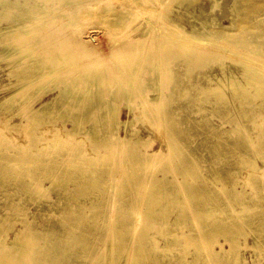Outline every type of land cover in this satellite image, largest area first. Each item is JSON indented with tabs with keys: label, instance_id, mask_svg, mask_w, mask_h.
I'll list each match as a JSON object with an SVG mask.
<instances>
[{
	"label": "rangeland",
	"instance_id": "374dc122",
	"mask_svg": "<svg viewBox=\"0 0 264 264\" xmlns=\"http://www.w3.org/2000/svg\"><path fill=\"white\" fill-rule=\"evenodd\" d=\"M112 1L113 16L90 10L102 3L99 0L80 1L91 12L81 13L75 33L89 48L76 52L79 59L67 66L100 55L106 66L118 71L116 84L105 86L104 94H118L120 119H131L132 126H101L102 137L96 140L80 129L66 131L72 121L63 125L57 118L44 125L42 141L34 143L33 121L19 114L30 109L21 96L10 107L0 104V215L28 214L42 230L55 223L54 234L67 232L64 237L72 248L68 258L75 264H264V109L254 107L256 111L240 118L234 106L239 102L231 98L221 112L211 94L199 96L192 85L205 73L221 77L222 66L237 72V58L249 53V47L264 49L263 43L248 41L249 47L231 45L236 51H227L226 40L195 33L193 25L200 27V21L215 17L221 37L246 33L264 40V0H240L239 12L232 0L216 5L215 0H133L127 7L122 0ZM147 17L171 35H178L174 25L181 26L191 34V43L213 53L190 62L191 79L184 53L173 45L161 50L160 68L159 57L153 55L156 70L143 60L133 66L120 58L115 47L137 38V26ZM218 44L221 51L215 52ZM158 46L154 41L152 52L157 55ZM145 47L138 46L142 56L147 55ZM6 63L0 57V102L15 91V86L3 85L10 82ZM133 70L140 79L118 90L117 81ZM176 80L185 84L187 95L174 93ZM131 128L148 143L141 151L153 153L151 159L143 157L142 165L123 138ZM244 154L252 165L238 164ZM213 174H224L220 177L226 187ZM61 175L69 179H56ZM155 178L160 180L150 185ZM139 184L144 193L137 190ZM147 197H154L155 204L144 202ZM163 208L168 218L164 211L156 212ZM9 235L14 236V230ZM40 238L32 241L43 242ZM142 247L155 261L142 254ZM133 254L143 258L134 259Z\"/></svg>",
	"mask_w": 264,
	"mask_h": 264
},
{
	"label": "bare ground",
	"instance_id": "6f19581e",
	"mask_svg": "<svg viewBox=\"0 0 264 264\" xmlns=\"http://www.w3.org/2000/svg\"><path fill=\"white\" fill-rule=\"evenodd\" d=\"M80 1L0 0V57H2V60L7 61L4 67L5 70L9 67L7 74L10 77L9 84L3 85L15 86V91L4 98L0 104L10 107L13 104V99L17 95L21 96L22 102L27 104L30 109H27V113L23 109L19 114H25L33 121L34 143L42 141L44 135L41 132L46 130L44 125L57 118H62L63 125L68 121H72V128L66 131L71 132L80 129L96 140L102 137L101 126L107 127L112 124V127L120 125L125 126L127 129L129 125L132 126L131 119H120V108L117 101L118 94L115 92L112 96H105L104 94L105 86L111 87L116 84V80H113V78L117 77L118 71L116 72L106 66L102 62L100 55H97L98 58L92 61L67 66L69 62L79 59L78 56L75 57L76 52L86 53L89 48L87 45L88 41L75 33V23L81 18V13L87 15L91 11L97 12L98 9H102L103 14L114 15L111 10L114 8L112 0H99L102 3L100 2L101 4L95 6L92 5L91 11L86 9V5ZM122 1L123 7L135 3L133 0ZM143 1L150 2V0ZM215 1L214 5L219 0ZM232 3L235 11L239 12L242 10L240 0H232ZM150 14L153 15L154 13L151 12ZM216 20L215 17L203 19L199 23L201 24L200 27H198V24L193 25L194 32L208 35L207 37L216 36L218 39L226 40L228 43L223 48L227 51H236L232 47L233 45L249 47L247 45L248 41L264 44V40L255 39L254 34L248 35L245 33V35L221 37L217 33L220 27ZM174 27L178 35L164 32L157 28L151 19L148 17L144 18L137 26L139 28V36L132 39L128 44L125 43V46L123 44L122 46L118 45L120 47H115V50L120 58L128 59L133 66L143 60L150 70H156L157 67L152 61L153 55L154 57H159L158 67L160 68V62H162L161 50L165 45H173L184 53L188 79H191L189 75L190 62L205 56L210 49L205 46H197V43H191L193 38L190 33L183 31L181 26L174 25ZM156 30H159L160 37H155L154 31ZM195 39L200 40L199 38ZM206 39L203 38V40ZM154 41L159 44V55H157V51L156 53L152 52ZM140 45L147 47H145L147 55H141L143 48L139 50L138 46ZM220 46L218 44L219 50H215V52L221 51ZM249 49L250 52L243 55V57L238 56L237 61L240 64V68L237 72L229 70L228 66L226 68L222 66L221 77L217 74L205 73L200 78L198 77L197 83H192L193 88L196 87L198 89L199 96L211 94L220 103L221 112L232 103L231 98L237 99L239 103L234 106L236 111L240 110L237 113L240 118L248 117L251 111H256L254 107L264 109V59L259 60V58L264 57V49L252 47H249ZM144 52L143 54H145ZM211 54L213 53L211 52ZM137 75L133 70L131 76L129 75L121 81L119 79L117 81L118 90L132 86L134 80L140 79ZM181 82L179 80L175 81L174 93L184 96L188 94L187 88ZM46 84L48 86L44 87ZM54 91L56 93L52 99L42 101L45 96ZM157 99L156 97L150 98V101ZM198 99H201V97ZM247 103L250 106H246ZM65 111L70 112V114H65ZM167 113L171 112L167 111ZM123 138L129 144L128 152L141 165L143 157L147 156L148 159H151L153 153L145 154L141 151V147L147 146L148 143L146 141L142 142L141 138H138L137 129L131 128L130 135ZM248 144L251 148H256L254 142L248 141ZM260 147L264 148V140H262ZM243 163L252 165L254 161L244 154L238 161L240 165ZM213 175L217 180L222 181L223 187H226V182L220 177L224 174ZM56 179L64 181V179L69 178L61 175L56 177ZM159 180V178L151 180L153 182L150 185H156L155 183ZM137 186V190L141 189L143 191L142 185L139 184ZM147 190L149 192V188ZM148 192L146 191V193ZM155 201L154 197H147L144 202L152 205L155 204ZM166 210L163 208L156 212L164 211L167 216ZM18 223L19 225L15 227ZM41 225L36 223L34 219L28 218V214L21 218L13 217L9 213L0 215V264H75L68 258L72 248L68 246L69 242L64 237L66 231L56 235L52 231L57 229L55 223L49 226L50 228L45 227V230L39 228ZM13 230L14 236H10L9 233ZM39 237H41L40 240H43V242L32 241ZM209 240L211 244H214L211 238ZM234 240L232 239L231 241ZM217 242L222 248L223 243ZM144 248L142 247V254L145 253L143 251ZM144 256L154 259L151 254H144ZM81 257L80 254L75 256V258ZM140 257L143 258V255L133 254L134 259Z\"/></svg>",
	"mask_w": 264,
	"mask_h": 264
}]
</instances>
